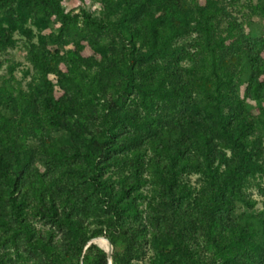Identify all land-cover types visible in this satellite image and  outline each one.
<instances>
[{
  "label": "trees",
  "instance_id": "1",
  "mask_svg": "<svg viewBox=\"0 0 264 264\" xmlns=\"http://www.w3.org/2000/svg\"><path fill=\"white\" fill-rule=\"evenodd\" d=\"M240 1L0 0V69L19 39L29 64L0 76V264H109L96 238L112 264H264V34Z\"/></svg>",
  "mask_w": 264,
  "mask_h": 264
},
{
  "label": "rangeland",
  "instance_id": "2",
  "mask_svg": "<svg viewBox=\"0 0 264 264\" xmlns=\"http://www.w3.org/2000/svg\"><path fill=\"white\" fill-rule=\"evenodd\" d=\"M246 1L247 0L240 1L239 5L230 8V11L233 12V15L238 19L239 23L243 22L244 28L246 31H250L251 29L250 24L248 22L250 20V22L253 25V28L251 30L253 29L255 30L254 34H257V35L264 34V17H261L259 15L258 16L252 15L251 10L245 7L247 6ZM63 4L67 10H70L71 5L69 6L67 3H63ZM240 5H244V7H241ZM84 9L88 13L90 12L96 16L100 14V10H101L99 6L91 2L88 5L84 6ZM77 12L79 13L80 10H78ZM57 27L58 26L56 25V28ZM24 42H25L24 39L23 40L19 39L16 45L13 48L9 49L8 53L3 56L1 60L2 68L0 69V76H3L4 74H6L7 68L9 65H11V63H20L21 65L15 71V76L17 77V79L22 80V77H23L22 71H25L26 69L29 68V64L25 60L26 47H25ZM261 105H264V101L261 103ZM253 197L258 202L254 212L264 211V196L259 197L257 195V192L254 191ZM242 211L244 212L248 210L243 208ZM105 239L101 238V239L96 240V244L94 245L98 246L99 248H102L104 251L108 250L109 243Z\"/></svg>",
  "mask_w": 264,
  "mask_h": 264
},
{
  "label": "water",
  "instance_id": "3",
  "mask_svg": "<svg viewBox=\"0 0 264 264\" xmlns=\"http://www.w3.org/2000/svg\"><path fill=\"white\" fill-rule=\"evenodd\" d=\"M98 239H101V238H96V239L91 240L89 245H91V244H96V240H98ZM104 239H105V238H104ZM105 240H107V239H105ZM107 242L109 243V248H108V250H105V251H106L107 254H108L109 264H112L113 246H112V244H111L108 240H107ZM101 249H102V248H101Z\"/></svg>",
  "mask_w": 264,
  "mask_h": 264
}]
</instances>
